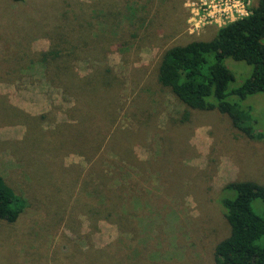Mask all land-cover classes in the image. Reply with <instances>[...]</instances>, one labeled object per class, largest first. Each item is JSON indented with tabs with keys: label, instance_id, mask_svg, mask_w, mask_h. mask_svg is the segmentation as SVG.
<instances>
[{
	"label": "rangeland",
	"instance_id": "374dc122",
	"mask_svg": "<svg viewBox=\"0 0 264 264\" xmlns=\"http://www.w3.org/2000/svg\"><path fill=\"white\" fill-rule=\"evenodd\" d=\"M114 5H134L138 10L119 14L113 11ZM71 7H78L83 20L92 23L83 25L84 29L93 25L85 34L104 33L122 43L104 60L95 59L100 63L81 60L77 63L79 73L88 76L96 66H111L121 83L116 92L110 90L116 100L107 108L124 115L120 126L129 124L132 114L144 108L150 109L148 114L154 113L152 127L142 128L145 139L133 147L146 159L151 157L147 143L159 148L164 140L166 158L180 172L178 185L183 180L182 196L175 209L166 213L155 209L138 218L134 231L127 232L112 221L89 218L73 205L74 195L65 197V202L64 197L60 202H50L55 199L50 183L37 185L38 177L32 169L24 173V164L22 167L12 149L24 138L28 125L0 120V174L27 201L15 222L0 219V264H215L214 247L230 231L217 201L220 191L232 180L264 185V139L251 138L218 109L189 107V119L180 122L186 105L159 85L156 74L164 49L195 39L209 40L217 27L207 25L189 32L185 0H0V63L4 66L0 73L5 78L0 80V98L34 115L50 113L41 121L50 131L68 120L66 109L74 98L51 86L43 67L29 57L13 58L21 51L14 49L28 47L33 52L49 48L51 40L44 34V25ZM16 61L22 66L14 69L13 79L7 74L12 73L11 67H6ZM224 62L234 74L232 87L252 73L253 66L243 60L227 57ZM109 101L103 89H95L86 117L76 127L79 135L98 127ZM239 103L254 133L264 135V93L248 95ZM168 128L172 129L166 131ZM164 130L163 140H159L158 134ZM26 143L33 152L26 149L24 153L32 160H48L49 142L42 144L26 137ZM61 165L82 167L86 158L68 151L61 157ZM252 207L264 213L261 199H255Z\"/></svg>",
	"mask_w": 264,
	"mask_h": 264
},
{
	"label": "trees",
	"instance_id": "16d2710c",
	"mask_svg": "<svg viewBox=\"0 0 264 264\" xmlns=\"http://www.w3.org/2000/svg\"><path fill=\"white\" fill-rule=\"evenodd\" d=\"M137 10L134 5L122 8L114 5L113 8L119 14L136 13ZM113 11L109 10L112 14ZM85 24L92 23L83 20L78 7H71L44 25V34L47 33L51 40L49 48L33 52L28 47L14 49L21 51L13 58L29 57L31 62L43 67L44 78L51 86L74 98V103L66 109L68 120L51 131L44 129L41 121L50 113L31 114L8 104L4 97V100L0 98V120L6 124L28 125L24 138L17 140L12 149L22 167L24 164V173L32 169L38 177L37 185L50 183V189L55 193V199L50 202H60L63 197L65 202V197L74 195L73 205L89 218L112 221L122 232L134 231L138 218L145 214L155 209L166 213L176 208L174 204L178 205L179 196H182L183 180L178 185L180 172H176L166 158L165 130L158 134V139L163 140L159 148L149 147L147 143L151 157L142 159L133 147L145 139L142 128L152 127L154 113L148 114L149 108L133 113L130 123L123 127L119 123L124 115L107 108L116 100L110 90L116 92L121 83L111 66H96L88 76L79 73L77 63L81 60L100 63L95 59L104 60L116 50L117 44H122L104 33L85 34L93 27L84 29ZM227 57L253 66L251 75L238 86H231L234 74L224 62ZM10 58L8 62H11ZM12 66L6 68L11 67L12 73L7 74L14 79V69L22 63L16 61ZM3 68L0 63V72ZM156 77L161 87L168 88L186 105L180 122L189 119V107L218 109L227 113L234 126L251 138L264 139L263 134L254 133L247 124V112L239 103L248 95L264 93V0H255L247 16L218 27L215 36L209 40L195 39L164 49ZM0 80H5L1 73ZM96 88L103 89L105 99L110 101L105 103L98 127L79 135L76 127L81 118L86 117ZM147 90L152 93L150 88ZM26 137L42 144L49 142L48 160L38 162L24 153L30 149ZM68 151L85 156L86 165L62 168L61 157ZM177 161L181 164L179 157ZM255 199L264 202V185L257 181L232 180L222 187L217 201L229 222L230 231L214 247L215 264H264V213L253 209ZM26 207L25 197L0 174V219L15 222Z\"/></svg>",
	"mask_w": 264,
	"mask_h": 264
},
{
	"label": "built area",
	"instance_id": "2783aa9c",
	"mask_svg": "<svg viewBox=\"0 0 264 264\" xmlns=\"http://www.w3.org/2000/svg\"><path fill=\"white\" fill-rule=\"evenodd\" d=\"M255 0H185L189 9L188 30L193 33L207 25L220 27L247 16Z\"/></svg>",
	"mask_w": 264,
	"mask_h": 264
},
{
	"label": "crops",
	"instance_id": "0c3cea01",
	"mask_svg": "<svg viewBox=\"0 0 264 264\" xmlns=\"http://www.w3.org/2000/svg\"><path fill=\"white\" fill-rule=\"evenodd\" d=\"M218 28V27H217Z\"/></svg>",
	"mask_w": 264,
	"mask_h": 264
}]
</instances>
